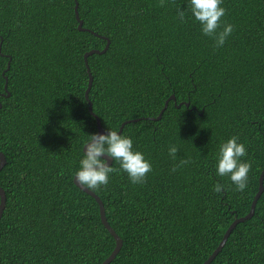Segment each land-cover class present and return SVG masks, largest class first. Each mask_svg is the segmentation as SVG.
I'll list each match as a JSON object with an SVG mask.
<instances>
[{
    "label": "trees",
    "instance_id": "16d2710c",
    "mask_svg": "<svg viewBox=\"0 0 264 264\" xmlns=\"http://www.w3.org/2000/svg\"><path fill=\"white\" fill-rule=\"evenodd\" d=\"M76 1L92 32L78 29ZM185 7L0 0L2 264H102L116 246L98 202L73 180L83 141L98 132L84 56L107 39L105 53L88 56L93 111L105 130L142 118L122 133L152 164L142 183L117 171L93 190L123 240L110 264H203L250 212L264 169V0H223L220 29L227 22L233 31L219 48L190 13L178 20ZM230 136L245 143L242 159L251 162L243 191L215 174L216 150ZM169 144L179 149L175 160ZM217 182L226 190L213 191ZM210 264H264V191Z\"/></svg>",
    "mask_w": 264,
    "mask_h": 264
},
{
    "label": "clouds",
    "instance_id": "9594fccd",
    "mask_svg": "<svg viewBox=\"0 0 264 264\" xmlns=\"http://www.w3.org/2000/svg\"><path fill=\"white\" fill-rule=\"evenodd\" d=\"M186 12L190 13L193 21L199 24L200 31L204 35L213 38L216 48L223 46L233 31V25L227 22H224L223 28L220 29L221 18L226 12L223 0H186V7L177 10L180 22L185 20ZM178 150L176 144H169L167 149L169 156L174 160ZM246 155L245 143L240 142L236 136H230L222 141L215 153L216 176H226L237 191H243L247 187L251 162L242 159ZM109 159L112 161L111 164ZM113 162H117L119 167L114 168ZM187 162V160L181 161V163ZM151 169L152 164L145 154L133 147L132 136L107 127L104 132L87 134L73 180L82 189L95 190L107 185L109 176L113 172L123 171L130 182L135 184L142 183ZM172 171H175V165ZM221 190H226V187L217 182L213 191Z\"/></svg>",
    "mask_w": 264,
    "mask_h": 264
},
{
    "label": "water",
    "instance_id": "95a60500",
    "mask_svg": "<svg viewBox=\"0 0 264 264\" xmlns=\"http://www.w3.org/2000/svg\"><path fill=\"white\" fill-rule=\"evenodd\" d=\"M78 7H79V4L78 2L76 1V5H75V14H76V19L77 21L79 22V25H78V29L81 30V31H90L92 32L91 30L89 29H86L83 27V20L80 18L79 16V11H78ZM94 33V32H93ZM110 46V40L107 39V45L106 47L100 51V50H97V49H93L89 52H87L85 54V62H86V65H87V70H88V73H89V84H88V88L86 90V98L89 102V111L90 113L96 118L97 120V125H98V132H104L106 131L103 127H102V124H101V120L100 118L97 116V114L93 111V104H92V101L90 100L89 98V92L91 90V87L93 85V75L91 73V70H90V67L88 65V56L93 54V53H105L108 48ZM1 49V48H0ZM10 67V63H8V68ZM6 80L8 81V78H6ZM5 88L7 89V82H6V85H5ZM176 97L175 95H172L170 96V98L166 101V104L164 106V108L161 110L159 116L157 118H153V119H160L163 115V112L165 111V109L167 108L170 100H175ZM187 106H189V103H186ZM2 105L0 104V107ZM178 106H181V104H179ZM142 118H138V119H131V120H128V121H125L123 122L120 130L118 132H121L123 131V128L126 124L130 123V122H136V121H139L141 120ZM7 160H6V156L5 154L0 151V172L2 171L3 167L5 166ZM112 161L111 159H109V164H111ZM76 184V183H75ZM79 188H81L79 186V184L77 183L76 184ZM82 189V188H81ZM84 190L85 192H87L88 194H90L91 196H93L96 201L98 202L99 204V207H100V217H101V220H102V223L106 226V228L109 230V232L113 235V237L115 238V241H116V246L113 250V252L111 253V255L102 263V264H110L115 258L116 256L119 254L122 246H123V240L122 238L115 232V230L112 228V226L110 225V223L108 222V219H107V215H106V210H105V206H104V203L103 201L101 200V198L93 191V190H89V189H82ZM264 191V169L262 171V174L260 176V184H259V190L252 202V205H251V209H250V212L244 216V217H240V218H237L231 225L230 227L227 229V231L225 232L224 236H223V239L222 241L220 242L219 246L217 247V249L213 252V254L203 263V264H210L215 258L216 256L220 253V251L223 249V247L225 246L230 234L232 233V231L235 229V227L237 226L238 223L240 222H244L245 220L247 219H250L253 217V215L255 214V209H256V205H257V202L260 198V196L262 195ZM6 203H7V196H6V192L5 190L1 187L0 185V220L2 218V215L4 213V210H5V207H6ZM0 264H2L0 262Z\"/></svg>",
    "mask_w": 264,
    "mask_h": 264
}]
</instances>
